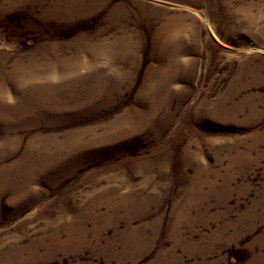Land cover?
<instances>
[{
	"label": "rangeland",
	"instance_id": "374dc122",
	"mask_svg": "<svg viewBox=\"0 0 264 264\" xmlns=\"http://www.w3.org/2000/svg\"><path fill=\"white\" fill-rule=\"evenodd\" d=\"M0 151V264H264V0H0Z\"/></svg>",
	"mask_w": 264,
	"mask_h": 264
},
{
	"label": "bare ground",
	"instance_id": "6f19581e",
	"mask_svg": "<svg viewBox=\"0 0 264 264\" xmlns=\"http://www.w3.org/2000/svg\"><path fill=\"white\" fill-rule=\"evenodd\" d=\"M69 2H70V0H69ZM95 2H96V1H95ZM65 6H66V5H65ZM67 8H68V7H67ZM201 19H202V18H201ZM173 26H175V25H173ZM178 27H179V25H178ZM160 31H161V30H160ZM171 32H172V31H171ZM167 33H168V32H167ZM173 33H174V32H173ZM82 40H83V39H82ZM155 41H156V40H155ZM101 48H102V46H101ZM106 49H107V48H106ZM106 49H105V50H106ZM94 50H97V49H94ZM103 51H104V50H103ZM103 51H102V52H103ZM95 53H96V52H95ZM96 54H97V53H96ZM105 55H107V54H105ZM94 57H95V56H94ZM108 57L110 58V56L107 55V58H108ZM98 59H99V58H98ZM104 59H105V58H104ZM95 60H96V59H95ZM109 61H110V60H109ZM37 67H38V66H37ZM76 68H77V67H76ZM76 70H77V69H76ZM67 71H68V70H67ZM73 72H74V69H73ZM30 73H31V72H29V74H30ZM67 74H68V72H67ZM37 75H38V74H37ZM97 76H98V75H97ZM99 84H100V83H99ZM83 90H84V89H83ZM41 94H42V93H41ZM39 96H40V95H39ZM38 102H39V101H38ZM80 104H81V103H80ZM67 136H68V135H67ZM69 139H70V138H69ZM1 147H2V146H1ZM61 148H62V146H61ZM50 149H51V148H50ZM58 149H59V148H58ZM1 150H2V149H1ZM36 150H37V149H36ZM0 152H1V151H0ZM29 152H30V151H29ZM39 152H40V151H39ZM56 152H57V151H56ZM42 153H44V152H42ZM31 154H32V152H31ZM34 154H35V153H34ZM51 155H52V154H51ZM62 156H63V155H62ZM23 158H24V157H23ZM35 158H36V156H35ZM48 160H49V159H48ZM30 161H31V160H30ZM42 161H43V160H42ZM51 161H52V160H51ZM53 161H54V160H53ZM38 164H39V163H38ZM36 165H37V164H36ZM31 166H32V165H31ZM25 167H26V166H25ZM26 169H27V168H26ZM32 169H33V167H32ZM39 169H40V168H39ZM39 169H38V170H39ZM24 173H25V172H24ZM24 173H23V174H24ZM1 174H2V173H1ZM46 174H47V173H46ZM32 175H33V174H32ZM19 177H20V176H19ZM9 179H10V178H9ZM13 181H14V180H13ZM14 188H16V187H14Z\"/></svg>",
	"mask_w": 264,
	"mask_h": 264
}]
</instances>
